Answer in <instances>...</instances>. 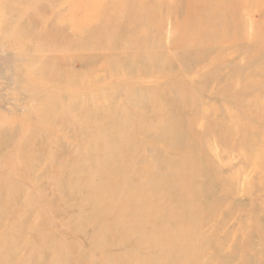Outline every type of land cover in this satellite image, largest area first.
<instances>
[{
	"label": "rangeland",
	"instance_id": "rangeland-1",
	"mask_svg": "<svg viewBox=\"0 0 264 264\" xmlns=\"http://www.w3.org/2000/svg\"><path fill=\"white\" fill-rule=\"evenodd\" d=\"M0 264H264V0H0Z\"/></svg>",
	"mask_w": 264,
	"mask_h": 264
},
{
	"label": "bare ground",
	"instance_id": "bare-ground-1",
	"mask_svg": "<svg viewBox=\"0 0 264 264\" xmlns=\"http://www.w3.org/2000/svg\"><path fill=\"white\" fill-rule=\"evenodd\" d=\"M131 4H132V3H131ZM133 4H134V3H133ZM132 12H133V11H132ZM173 124H175V122H174ZM173 124H172V125H173ZM119 228H121V226H119ZM115 229H116V228H115ZM118 231H119V230H118ZM115 236H116V234H115ZM110 239H112V238H110ZM114 246H115V245H114ZM115 257H116V256H115Z\"/></svg>",
	"mask_w": 264,
	"mask_h": 264
}]
</instances>
